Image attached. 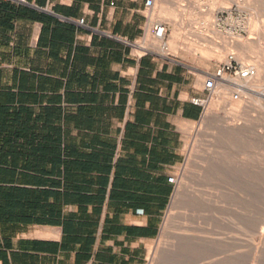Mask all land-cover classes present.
<instances>
[{"label":"crops","instance_id":"0c3cea01","mask_svg":"<svg viewBox=\"0 0 264 264\" xmlns=\"http://www.w3.org/2000/svg\"><path fill=\"white\" fill-rule=\"evenodd\" d=\"M25 1L0 3V264H145L210 71L138 53L147 0Z\"/></svg>","mask_w":264,"mask_h":264},{"label":"rangeland","instance_id":"374dc122","mask_svg":"<svg viewBox=\"0 0 264 264\" xmlns=\"http://www.w3.org/2000/svg\"><path fill=\"white\" fill-rule=\"evenodd\" d=\"M225 2L228 6H222ZM165 5L176 7V13L169 17L171 20L162 23L165 19L155 13L152 21L154 9ZM154 9L148 12L147 28L151 23H162L167 30L165 44L170 46L176 40L177 54L171 49L165 56L187 60L211 72L229 53H235L240 60V42H255L256 49L245 50L247 61H240L251 64L253 69L261 64L264 0H156ZM211 11L219 31L215 34L207 21ZM254 24L257 28H253ZM197 31H205V38L198 39ZM146 36L147 33L138 41L139 45ZM189 41L196 48L188 45ZM138 53L158 54L144 49ZM263 81L264 71L260 76L261 88L252 90L246 86L249 91L241 101H232L230 96L224 98L228 95L225 91L211 101V111L207 107L198 122L188 125L182 148L183 162L176 171L175 193L158 237L148 245L145 264H264V237L259 256L254 255L259 233L264 232ZM252 96L261 100L262 108L253 105ZM232 106L238 108L236 119L229 114ZM226 118L231 119L223 122ZM215 216L222 219L224 216V219L218 217L216 241L213 238L207 247L201 234L210 231L209 225Z\"/></svg>","mask_w":264,"mask_h":264},{"label":"bare ground","instance_id":"6f19581e","mask_svg":"<svg viewBox=\"0 0 264 264\" xmlns=\"http://www.w3.org/2000/svg\"><path fill=\"white\" fill-rule=\"evenodd\" d=\"M195 3H197V2H195ZM221 3V2H220ZM222 6H228V3L227 2H225V3H223L222 4ZM224 8V7H223ZM154 9V8H153ZM176 7L175 6H168V5H165V6H162V7H160V8H155L154 9V13H153V16H152V21H154V18H155V13L157 14V17L158 18H164L165 20H163V22H162V20H161V22L162 23H165V22H167L168 20H169V17L170 16H172V15H174L175 13H176ZM179 11V10H178ZM178 14V13H177ZM176 16V15H175ZM175 16H174V20H175ZM207 19V18H206ZM216 18H214V11H211V13L209 14V18H208V20L207 21H210L209 23H211L210 24V27L212 28V32L215 34V33H217V32H219L218 31V29H217V22H216V20H215ZM171 20V19H170ZM169 20V21H170ZM173 20V19H172ZM151 21V22H152ZM175 22V21H174ZM161 23V24H162ZM159 24V23H158ZM209 25V24H208ZM154 26H155V24H153L152 25V23L150 24V26L147 28V30H146V33H147V36H146V39H145V41L143 42V43H141L140 45H142L141 47H143V49L144 50H147V51H156V52H158V53H160V54H162V55H169V51L172 49V50H174L173 52H175L174 54L176 55L177 54V52H176V50H177V48H176V40H174L173 42H172V44L170 45V46H168L167 44H165V39H166V30H164L160 35H157V34H155L154 33V31H153V28H154ZM253 28H257V25L256 24H254L253 25ZM201 31H203V30H201ZM201 31H197L196 32V37L198 38V39H201L202 37H204V33H206L205 31L204 32H201ZM194 33V32H193ZM205 38V37H204ZM176 39V38H175ZM189 42H191V41H189ZM233 42H235V41H233ZM237 42V41H236ZM248 42V41H247ZM169 43V42H168ZM194 43H195V41H194ZM255 43V42H254ZM254 43L252 42H250V43H246V42H240V44H239V46H240V48H239V52H240V55H239V58H240V60H243V61H247V55H246V52H245V50L247 49V48H255L256 46H254ZM178 45V44H177ZM188 45H191V46H193V48H196L194 45H193V43L191 42V43H189ZM238 46V45H237ZM226 47V46H225ZM192 47H190V46H188V49L190 50ZM259 48V47H258ZM227 49V48H226ZM256 49V48H255ZM171 50V51H172ZM191 50H193V49H191ZM225 50V49H224ZM261 50V49H260ZM228 51H230V50H228ZM196 52V51H195ZM251 52V51H250ZM255 52V51H254ZM259 52V51H258ZM171 53V52H170ZM248 53V52H247ZM218 54V53H217ZM220 54V53H219ZM211 55V54H210ZM212 56V55H211ZM223 56V55H222ZM261 56H262V62H264V51H261ZM219 58L218 59H220V57L221 56H218ZM225 57V56H224ZM214 58V57H213ZM223 58V57H222ZM227 58V57H226ZM262 62H261V64H258V65H256L255 67H254V69H253V72H254V77H252V79L249 81V83L247 84V87H249V89L251 88L252 90L253 89H259V88H261V86H260V76L262 75V73H263V71H264V66H263V64H262ZM264 82V81H263ZM263 84V83H262ZM261 84V85H262ZM251 90V91H252ZM227 91V90H226ZM225 93V92H224ZM229 95H224L223 97L224 98H227ZM252 103H254L253 105H255V106H257L258 108H262V102H261V100L259 99V98H256V97H253L252 96ZM212 107V103L210 102L209 104H208V111H211L210 109H212L211 108ZM229 114H230V116L232 117V118H234L235 117V119L237 118V115L236 114H238V108L236 107H231V111H229ZM207 116H209V112H208V114L206 115V117ZM229 116V117H230ZM218 117V116H217ZM240 117V116H239ZM229 119H231V118H226L225 120H223V122H228V120ZM237 121V120H236ZM236 128H233V130H235ZM236 131V130H235ZM238 131V130H237ZM226 193V192H225ZM224 193V194H225ZM213 195H215V194H213ZM212 197V196H211ZM201 198V197H200ZM204 198V197H203ZM219 198H221V197H219ZM202 199V198H201ZM215 199V198H214ZM217 199V198H216ZM215 199V200H216ZM208 200V199H207ZM213 200V199H212ZM220 200V199H219ZM214 201V200H213ZM205 202V201H204ZM210 202V201H209ZM208 202V203H209ZM232 202V201H231ZM218 203V202H217ZM227 203V202H226ZM225 203V205H227ZM212 204H213V202H212ZM219 204V203H218ZM211 205V204H210ZM206 206V205H205ZM217 206V205H216ZM228 206H230V205H228ZM227 207V206H226ZM232 207H234V206H232ZM207 208V207H206ZM222 209V208H221ZM230 210H231V207L229 208ZM228 211V210H227ZM209 212V211H208ZM231 212V211H230ZM216 213V212H215ZM228 213V212H227ZM230 215V214H229ZM230 216H232V215H230ZM219 218H221L220 216H218ZM218 217H216L215 216V218H212V222L210 223V225L209 226H211V229H210V231L209 232H206V233H204L203 235L201 234V236H204V241H205V243L207 244V247H208V244H209V247H210V240H212L213 238H214V236L216 235V233H217V230H218V225H217V223L218 224H220V222H219V218ZM222 219V218H221ZM220 219V220H221ZM223 219H224V216H223ZM222 219V220H223ZM227 219V218H226ZM230 222L229 223H231V220H229ZM206 222V221H205ZM222 223V222H221ZM235 223V222H234ZM236 226V225H235ZM205 227V226H204ZM210 228V227H209ZM223 230V229H222ZM255 230V229H254ZM257 230V229H256ZM219 231V230H218ZM230 232V231H229ZM263 232V231H262ZM259 233L260 235H259V241H258V239H257V245L255 244V254L254 255H256V256H259V254H258V252H260L259 251V249H260V245H261V243H263L262 242V240H263V237H264V232L263 233ZM231 234V233H230ZM219 235V234H218ZM218 235H217V237H218ZM257 235V234H256ZM221 236V235H220ZM255 238V237H254ZM202 239V238H201ZM215 239V238H214ZM218 239V238H217ZM203 241V242H204ZM214 241H216V239L214 240ZM264 241V240H263ZM214 242L212 241V244H213ZM254 249H253V251H254ZM258 254V255H257ZM255 256V257H256ZM257 259V258H256ZM258 260H259V258H258ZM257 262V261H256Z\"/></svg>","mask_w":264,"mask_h":264},{"label":"built area","instance_id":"2783aa9c","mask_svg":"<svg viewBox=\"0 0 264 264\" xmlns=\"http://www.w3.org/2000/svg\"><path fill=\"white\" fill-rule=\"evenodd\" d=\"M1 1H18L22 4L27 3L25 0H0V2ZM155 1L156 0H147L146 6L149 9H153ZM81 23H83V20H81ZM165 29V25L156 24L153 31L155 34L160 35ZM252 77V65L240 61L235 53H229L223 63L214 71L207 73L203 85L204 96L192 98L191 102L205 111L208 104L213 99L220 98L226 90L232 101H241L249 91L246 86ZM168 182L176 187V175L170 176Z\"/></svg>","mask_w":264,"mask_h":264},{"label":"trees","instance_id":"16d2710c","mask_svg":"<svg viewBox=\"0 0 264 264\" xmlns=\"http://www.w3.org/2000/svg\"><path fill=\"white\" fill-rule=\"evenodd\" d=\"M1 2H4V1H1ZM1 2H0V3H1Z\"/></svg>","mask_w":264,"mask_h":264}]
</instances>
